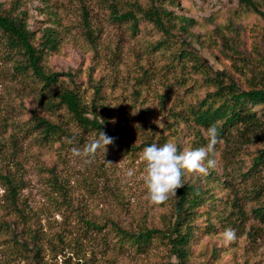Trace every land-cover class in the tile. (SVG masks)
<instances>
[{
    "label": "rangeland",
    "instance_id": "1",
    "mask_svg": "<svg viewBox=\"0 0 264 264\" xmlns=\"http://www.w3.org/2000/svg\"><path fill=\"white\" fill-rule=\"evenodd\" d=\"M254 1L259 12L241 0H0L5 14L26 21L35 45L48 28L58 36L59 48L45 62L60 75L52 89L78 91L88 110L130 141L106 133L114 138L107 148L87 159L73 155L97 132L79 126L66 107L41 103L44 82L0 32V173L18 184L15 207L0 177V264L177 263L158 236L141 249L120 240L112 222L135 232L169 227L175 195L149 203L143 149L165 142L178 152L207 146V130L191 118L214 89L194 64L230 72L244 88L264 71V0ZM136 4L171 12L172 37L160 35L142 12L136 29L119 18ZM223 35L237 44L236 55ZM254 109L264 120L262 108ZM39 117L66 133L44 140ZM261 148L264 131L231 129L203 161L206 167L208 158L216 161L207 173L183 170L182 182L203 185L210 175L214 184L197 208L190 264H264V220L255 213L264 206V167L251 170ZM226 228L233 239L224 238Z\"/></svg>",
    "mask_w": 264,
    "mask_h": 264
},
{
    "label": "trees",
    "instance_id": "2",
    "mask_svg": "<svg viewBox=\"0 0 264 264\" xmlns=\"http://www.w3.org/2000/svg\"><path fill=\"white\" fill-rule=\"evenodd\" d=\"M157 1L160 0H153L155 5ZM241 2L259 12L258 5L254 0H241ZM155 5L150 10L143 11L136 4L132 10H126L124 13L120 12L118 16L122 21L132 22L133 28L136 29L140 21L139 13L142 12L143 18L151 23L160 35L172 37L169 25L171 23L166 22V19L170 20L171 12ZM0 32L6 36L13 50L22 52L27 62V68L31 69L34 76L44 82L47 94L41 98L43 105L50 110L66 107L79 126L97 133L103 130L105 133L118 134L125 144L130 145L126 132L124 130H111L108 122L100 120L94 109H87L78 91L66 87L56 91L52 89L60 80L58 73L48 72L45 69L47 57L59 48L60 41L53 29H46L39 45H35L33 32L29 29L26 21L18 16L5 14L2 10V4H0ZM228 39L226 35L222 36L223 44L230 49L233 55H236L238 53L237 44L230 43ZM188 54V51L181 50L180 60L188 59ZM194 66L199 69V72L204 75L214 90L200 100L196 108H193L191 118L193 124L206 130L209 126L215 125L217 136L224 139H227V133L231 129H236V131L242 133L264 131V120L254 109L255 107H261L264 112V71L249 78L248 87L244 88L230 72L215 71L208 65L200 64L198 66V64H194ZM36 127L43 139L48 141L57 139L66 133L62 125L52 123L44 117L38 118ZM3 146L4 142L0 138V152ZM261 167H264V148L258 150V155L253 159L251 170L258 172ZM0 177L7 184L12 203L15 207H18V184L6 174L0 173ZM209 177L210 175L207 176L203 185L181 181L182 186L174 192L175 202L171 210L172 220L167 229L144 227L142 230L135 232L125 229L118 222H112L117 237L120 240H127L142 249L147 247L154 237L158 236V239L165 244L167 251L171 254L170 256L177 259V263L173 264H190L189 249L194 233L193 225L197 208L206 204L209 191L214 187ZM197 181H200V179ZM255 213L259 219L264 220V206L257 208ZM89 221V224L96 229L102 227L93 220ZM3 223L0 218V225Z\"/></svg>",
    "mask_w": 264,
    "mask_h": 264
},
{
    "label": "clouds",
    "instance_id": "3",
    "mask_svg": "<svg viewBox=\"0 0 264 264\" xmlns=\"http://www.w3.org/2000/svg\"><path fill=\"white\" fill-rule=\"evenodd\" d=\"M208 144L198 148L178 152L177 146L173 142H165L162 145L155 143L146 145L143 149L142 158L145 161L144 183L147 187V197L149 203L158 205L168 199L170 193H174L181 187V176L183 170H198L207 173L208 168L214 167L216 161L208 158L203 163L208 153L217 143V128L211 125L207 129ZM113 137L108 136L103 130L99 131L83 149L72 148V154L82 158H89L98 149L102 150L113 142ZM111 163V162H109ZM134 175L133 169L127 170V176ZM226 240L233 239L235 232L231 228H226L223 232Z\"/></svg>",
    "mask_w": 264,
    "mask_h": 264
}]
</instances>
